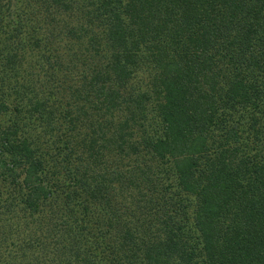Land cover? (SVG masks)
<instances>
[{"label":"trees","instance_id":"trees-1","mask_svg":"<svg viewBox=\"0 0 264 264\" xmlns=\"http://www.w3.org/2000/svg\"><path fill=\"white\" fill-rule=\"evenodd\" d=\"M0 264H264V0H0Z\"/></svg>","mask_w":264,"mask_h":264},{"label":"rangeland","instance_id":"rangeland-1","mask_svg":"<svg viewBox=\"0 0 264 264\" xmlns=\"http://www.w3.org/2000/svg\"><path fill=\"white\" fill-rule=\"evenodd\" d=\"M3 120H5V119H3Z\"/></svg>","mask_w":264,"mask_h":264}]
</instances>
